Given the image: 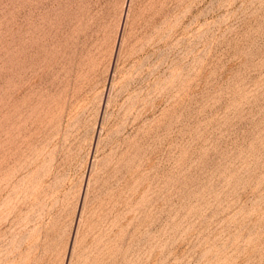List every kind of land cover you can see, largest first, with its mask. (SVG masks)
Instances as JSON below:
<instances>
[{"label":"rangeland","instance_id":"1","mask_svg":"<svg viewBox=\"0 0 264 264\" xmlns=\"http://www.w3.org/2000/svg\"><path fill=\"white\" fill-rule=\"evenodd\" d=\"M0 264H264V0H0Z\"/></svg>","mask_w":264,"mask_h":264}]
</instances>
